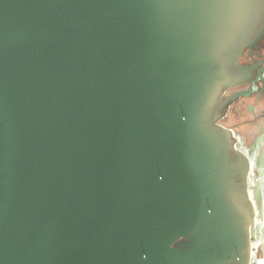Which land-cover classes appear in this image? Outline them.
I'll return each instance as SVG.
<instances>
[{"label": "water", "instance_id": "water-1", "mask_svg": "<svg viewBox=\"0 0 264 264\" xmlns=\"http://www.w3.org/2000/svg\"><path fill=\"white\" fill-rule=\"evenodd\" d=\"M261 11L0 0V264L239 262L255 222L207 115Z\"/></svg>", "mask_w": 264, "mask_h": 264}, {"label": "flooded vegetation", "instance_id": "flooded-vegetation-1", "mask_svg": "<svg viewBox=\"0 0 264 264\" xmlns=\"http://www.w3.org/2000/svg\"><path fill=\"white\" fill-rule=\"evenodd\" d=\"M260 3L262 11L249 45L240 51L236 62L238 67L249 69L250 74L248 78L233 87H219L218 92L212 97V110L210 108L208 120L213 117L214 112H218L219 116L214 122L208 123L210 127L224 130V125L232 121V111L236 113V122H240L238 110L243 109L244 105L247 114L242 121L244 120L251 127L255 126L250 131V135L253 136L254 131L259 133L264 128V122L256 121L264 112V0H260ZM239 105H242L241 108ZM218 122L222 124L218 126ZM231 145L233 151L237 153L241 152L245 142L240 140L239 136H234L231 137Z\"/></svg>", "mask_w": 264, "mask_h": 264}, {"label": "rangeland", "instance_id": "rangeland-1", "mask_svg": "<svg viewBox=\"0 0 264 264\" xmlns=\"http://www.w3.org/2000/svg\"><path fill=\"white\" fill-rule=\"evenodd\" d=\"M242 108L243 109L238 110L241 121L236 122V113L232 111V121L224 125V130L227 132L229 138L239 136V139L245 142L241 152L238 151L236 153L233 151V146H230L229 160L230 163L235 166L234 170L236 169L233 182L234 190L238 191V198L248 204L251 218L255 222L252 230L254 235H257L258 238L260 232L258 230L260 227L258 226L264 223V179H261L263 172L260 170L264 165L261 162V157L264 156V128L263 130L259 129L260 134L258 133L257 137L251 136L250 131L252 128H255V126L251 127L247 122L244 120L242 121L244 115L247 114L246 107L243 105ZM258 117L256 121H260L261 123L264 122V112ZM217 124L220 126L222 123L220 124V122H218ZM256 202L259 205H257ZM252 203H254L253 209ZM253 242L254 238L251 239L249 246L241 251V258H244L248 252H251ZM254 245L257 246L256 244Z\"/></svg>", "mask_w": 264, "mask_h": 264}, {"label": "crops", "instance_id": "crops-1", "mask_svg": "<svg viewBox=\"0 0 264 264\" xmlns=\"http://www.w3.org/2000/svg\"><path fill=\"white\" fill-rule=\"evenodd\" d=\"M253 136L257 137L258 132L254 131ZM261 158H262L261 162L264 164V156H262ZM260 170L263 172L261 179H264V165L263 167H261ZM234 179L235 178L232 175L228 176V182L231 187H234L233 186ZM256 204L259 205L257 202ZM263 206H264V203H263ZM253 208H254V203H252V209ZM258 227H260L258 229L260 232H259L258 238H257V235L255 236L253 233L254 242H253V246L251 247L252 248L251 252H248L244 258H241L239 262H234L233 264H264V223L262 225H259ZM254 244H256L257 246H255Z\"/></svg>", "mask_w": 264, "mask_h": 264}, {"label": "bare ground", "instance_id": "bare-ground-1", "mask_svg": "<svg viewBox=\"0 0 264 264\" xmlns=\"http://www.w3.org/2000/svg\"><path fill=\"white\" fill-rule=\"evenodd\" d=\"M208 116H209V112H208V115H207V119H208ZM208 123V122H207ZM218 129H220V128H218Z\"/></svg>", "mask_w": 264, "mask_h": 264}]
</instances>
